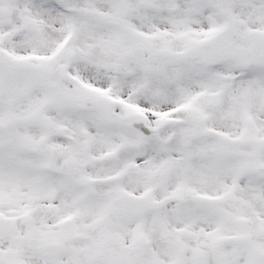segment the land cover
<instances>
[{
    "label": "snow or ice",
    "instance_id": "6c2138e0",
    "mask_svg": "<svg viewBox=\"0 0 264 264\" xmlns=\"http://www.w3.org/2000/svg\"><path fill=\"white\" fill-rule=\"evenodd\" d=\"M0 264H264V0H0Z\"/></svg>",
    "mask_w": 264,
    "mask_h": 264
}]
</instances>
